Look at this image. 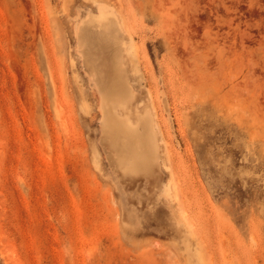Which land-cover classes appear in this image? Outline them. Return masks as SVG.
Returning <instances> with one entry per match:
<instances>
[{"label":"rangeland","instance_id":"rangeland-1","mask_svg":"<svg viewBox=\"0 0 264 264\" xmlns=\"http://www.w3.org/2000/svg\"><path fill=\"white\" fill-rule=\"evenodd\" d=\"M0 264H264V0H0Z\"/></svg>","mask_w":264,"mask_h":264}]
</instances>
